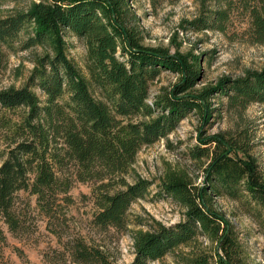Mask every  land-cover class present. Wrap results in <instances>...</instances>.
Returning <instances> with one entry per match:
<instances>
[{"label": "trees", "instance_id": "obj_1", "mask_svg": "<svg viewBox=\"0 0 264 264\" xmlns=\"http://www.w3.org/2000/svg\"><path fill=\"white\" fill-rule=\"evenodd\" d=\"M235 11L248 14L251 38L264 44V0H201L200 17L186 23L196 32L224 33ZM135 19L129 0H40L25 12L0 19V78L22 34L27 36L20 41L22 51L45 49L23 87L0 90L5 144L0 151V218L12 233L25 229L17 207L20 192L36 196L38 208L53 222L70 205L76 183L92 185L94 226L124 232L131 207L154 185L143 178L127 180L143 148L167 138L193 113L206 125L219 110L212 104L216 97L226 98L229 108L264 105V68L197 89L203 77L201 58L145 46ZM65 31L84 41L88 77L69 58ZM163 72L179 74L180 80L150 104L151 85ZM188 157L211 158L206 186L160 183L157 197L184 208L185 219L170 226L157 223L134 235L130 264L158 262L197 237L216 242L219 264H246L237 232L211 200L228 197L264 209V175L256 159L249 147L223 134L198 140ZM67 245L76 264H119L103 247L83 238ZM211 261L201 255L187 264Z\"/></svg>", "mask_w": 264, "mask_h": 264}, {"label": "rangeland", "instance_id": "obj_2", "mask_svg": "<svg viewBox=\"0 0 264 264\" xmlns=\"http://www.w3.org/2000/svg\"><path fill=\"white\" fill-rule=\"evenodd\" d=\"M39 1L0 0V19L25 12L33 2ZM129 5L145 46L164 48L172 54L189 52L201 58L203 77L197 89L216 85L223 77L239 78L248 71L264 68V44L251 38L247 13L233 12L224 33L216 30L196 32L186 21L200 17L201 0L173 3L129 0ZM26 37L22 34L20 41H25ZM64 38L69 58L88 77L84 41L68 31ZM20 41L9 52L8 67L0 78V90L23 87L37 58L45 53L42 47L22 51ZM179 80V74L163 72L152 83L148 102L153 104L156 97ZM92 92L101 98L93 87ZM212 104L219 110L213 112L206 125L200 114L193 113L167 138L140 151L127 180L133 183L143 178L154 185L144 199L131 207L127 230L102 231L94 226L97 208L91 184L76 183L69 193L70 205L64 206L58 220L53 222L38 208L36 196L22 191L18 194L17 207L25 229L14 234L0 218V264H76L67 244L77 238L103 247L119 264H130L135 257L134 235L150 231L157 223L170 226L185 219L184 208L169 198L157 197L160 183L181 180L195 189L206 186V169L211 158L194 161L188 157V150L200 139L223 134L242 142L244 147H249L264 175V105L255 103L245 109L229 108L223 97L212 99ZM4 145L0 132V151ZM211 203L237 232L245 263L264 264V209L222 196H212ZM201 255L212 257L211 262L219 264L217 244L206 237H197L151 264H187V259Z\"/></svg>", "mask_w": 264, "mask_h": 264}]
</instances>
